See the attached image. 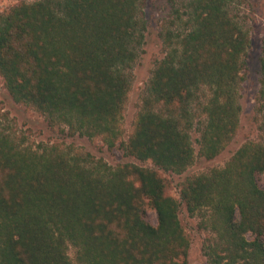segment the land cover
<instances>
[{
    "label": "trees",
    "instance_id": "obj_1",
    "mask_svg": "<svg viewBox=\"0 0 264 264\" xmlns=\"http://www.w3.org/2000/svg\"><path fill=\"white\" fill-rule=\"evenodd\" d=\"M247 0H168L166 52L112 167L64 143L24 142L0 122V264H189L184 203L209 232V264H264V45L255 122L261 136L221 168L187 178L180 199L159 171L184 174L217 158L239 126L251 46ZM147 0H35L0 15V77L12 99L63 137L123 136ZM200 134L198 155L192 132ZM148 208L158 225L145 220ZM252 239H248L247 234ZM74 250V256L70 250Z\"/></svg>",
    "mask_w": 264,
    "mask_h": 264
},
{
    "label": "rangeland",
    "instance_id": "obj_2",
    "mask_svg": "<svg viewBox=\"0 0 264 264\" xmlns=\"http://www.w3.org/2000/svg\"><path fill=\"white\" fill-rule=\"evenodd\" d=\"M34 1L0 0V15L19 3H32ZM169 11L168 0H147L145 7L147 31L145 33L144 44L140 49L139 58L132 70V86L122 121L123 136L112 150L104 145L101 139L89 140L86 137H81L79 134L72 138L63 137L57 130L50 128L46 119L37 111L23 104L16 103L5 88L1 77L0 122L6 128L9 127L11 132L14 131L29 145L37 146L41 143L59 142L66 144V146H73L76 151L90 153L97 159H103L112 167L134 162L140 166L156 169L151 162L142 163L131 158H126L122 149H120V144L127 142L132 134L137 114L141 108L142 98L152 72L157 62L162 60L166 55L159 33L168 17ZM242 15L245 16V25L250 33L251 46L245 57L246 66L242 73L243 79L239 87V104L242 110L238 132L227 148L213 160L207 161L204 158L198 157L195 164L182 175L159 171V174L168 183L167 194L179 201H181L180 186L187 178L223 167L242 145L249 141H256L261 136L258 130V123L255 122V117L257 108L256 98L261 87L260 57L264 45V0H247L242 7ZM191 134L194 148L198 155L200 150L198 144L200 134L197 131H193ZM259 183L264 188V174L259 177ZM179 218L191 241L187 256L188 263L209 264L203 252V245L205 239L210 234L201 228L200 217L198 215L191 216L185 204L182 203ZM145 220L157 226L158 217L155 210L148 208ZM247 237L248 239H252L250 233L247 234ZM70 255L74 256L73 249L70 250Z\"/></svg>",
    "mask_w": 264,
    "mask_h": 264
}]
</instances>
